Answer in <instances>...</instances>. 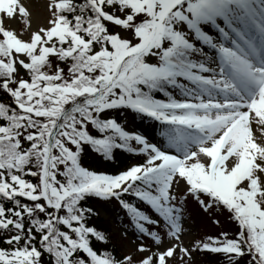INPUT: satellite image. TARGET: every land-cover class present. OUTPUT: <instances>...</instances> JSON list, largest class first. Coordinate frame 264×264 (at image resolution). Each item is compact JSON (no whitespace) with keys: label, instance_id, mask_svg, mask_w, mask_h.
I'll return each mask as SVG.
<instances>
[{"label":"snow or ice","instance_id":"obj_1","mask_svg":"<svg viewBox=\"0 0 264 264\" xmlns=\"http://www.w3.org/2000/svg\"><path fill=\"white\" fill-rule=\"evenodd\" d=\"M44 8L0 0V264H264V0ZM96 200L125 210L119 254ZM192 205L235 231L191 233Z\"/></svg>","mask_w":264,"mask_h":264},{"label":"trees","instance_id":"obj_2","mask_svg":"<svg viewBox=\"0 0 264 264\" xmlns=\"http://www.w3.org/2000/svg\"><path fill=\"white\" fill-rule=\"evenodd\" d=\"M5 99H6L5 95H3L2 92H0V100H5ZM95 155H99V154H95ZM131 159H132V156L130 154H127L121 150H116L114 153V159L111 161H106L107 164H106L105 169L106 171H110V172L116 169H120L124 165L128 164ZM96 161L97 160L95 159L94 155H90L88 157V163L91 164L92 166H96ZM96 208H97V200L94 201V209L97 210ZM94 224L97 228L102 229L111 235L112 246H114L115 252L117 254L121 253L122 244L118 242L117 235L112 232V224L109 222V219H105L102 216L97 215L94 218ZM96 247L103 250L101 247L105 248L107 246L97 243Z\"/></svg>","mask_w":264,"mask_h":264},{"label":"rangeland","instance_id":"obj_3","mask_svg":"<svg viewBox=\"0 0 264 264\" xmlns=\"http://www.w3.org/2000/svg\"><path fill=\"white\" fill-rule=\"evenodd\" d=\"M29 6H30V9H31V12L33 14V16H35L37 19H39V22H42L43 21V18H44V15H45V8H44V3H45V0H27ZM129 123V126L128 127H132L136 130H140L141 129V124H147L151 127H153L152 123L149 122L148 120L144 119V120H141L140 118H136L134 121L131 120V118L129 117V120H128ZM139 123V125H138ZM127 124V123H126ZM154 128V127H153ZM141 131V130H140ZM149 135L150 136H156L157 135V131L155 129H151L150 131H148ZM107 213V212H106ZM201 219H205L207 221V223L209 222L204 216H199ZM194 222L195 220L189 218L187 219V227L189 228L190 232L193 233V234H197V229L196 227L194 226ZM208 225L210 226L211 224L208 223ZM221 226H225L227 227V224H225L224 222L221 221ZM124 230V229H123ZM212 231H216V228L213 226V230ZM119 232V235L121 234L122 235V230H118ZM133 240H135V238H133ZM130 247V243L128 241V243L125 242V245H124V250L126 248ZM210 260H213V258H210ZM204 262L200 260V256H198V264H203ZM217 264L215 260H213L211 262V264Z\"/></svg>","mask_w":264,"mask_h":264},{"label":"bare ground","instance_id":"obj_4","mask_svg":"<svg viewBox=\"0 0 264 264\" xmlns=\"http://www.w3.org/2000/svg\"><path fill=\"white\" fill-rule=\"evenodd\" d=\"M34 21L39 22V19H37L35 16H33Z\"/></svg>","mask_w":264,"mask_h":264}]
</instances>
